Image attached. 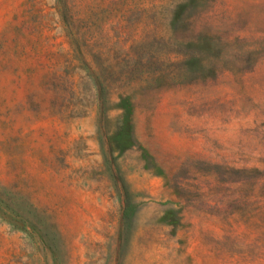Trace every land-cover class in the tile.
Returning <instances> with one entry per match:
<instances>
[{"label":"rangeland","instance_id":"obj_1","mask_svg":"<svg viewBox=\"0 0 264 264\" xmlns=\"http://www.w3.org/2000/svg\"><path fill=\"white\" fill-rule=\"evenodd\" d=\"M0 264H264V0H0Z\"/></svg>","mask_w":264,"mask_h":264}]
</instances>
